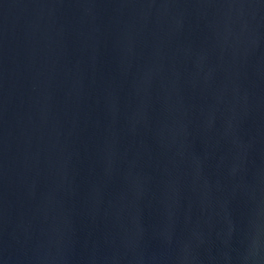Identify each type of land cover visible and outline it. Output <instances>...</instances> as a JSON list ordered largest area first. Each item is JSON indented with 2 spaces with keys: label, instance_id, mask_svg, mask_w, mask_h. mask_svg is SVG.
<instances>
[{
  "label": "water",
  "instance_id": "obj_1",
  "mask_svg": "<svg viewBox=\"0 0 264 264\" xmlns=\"http://www.w3.org/2000/svg\"><path fill=\"white\" fill-rule=\"evenodd\" d=\"M0 264H264V0H0Z\"/></svg>",
  "mask_w": 264,
  "mask_h": 264
}]
</instances>
